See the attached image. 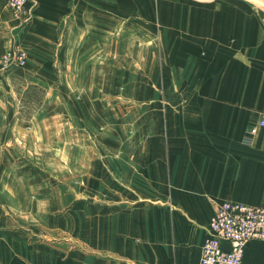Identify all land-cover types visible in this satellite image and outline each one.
<instances>
[{
	"label": "crops",
	"instance_id": "1",
	"mask_svg": "<svg viewBox=\"0 0 264 264\" xmlns=\"http://www.w3.org/2000/svg\"><path fill=\"white\" fill-rule=\"evenodd\" d=\"M13 47L27 60L0 64V147L56 142L78 181L58 209L73 247L4 264H198L220 202L264 207V0H29L18 17L0 0V56ZM10 78L47 89L28 123ZM92 82L108 94L91 101ZM243 263L264 264V240Z\"/></svg>",
	"mask_w": 264,
	"mask_h": 264
},
{
	"label": "rangeland",
	"instance_id": "2",
	"mask_svg": "<svg viewBox=\"0 0 264 264\" xmlns=\"http://www.w3.org/2000/svg\"><path fill=\"white\" fill-rule=\"evenodd\" d=\"M15 48L18 47L12 49ZM25 63L0 64L3 67H22ZM9 82L16 93L12 102L14 106L20 107L18 116L28 123L31 112L44 104L47 89L33 84L25 87V84L21 85L19 80L12 78ZM60 86V79L53 83L51 88L55 91V95L50 96L52 102L46 103L52 105L55 112H60L59 107L63 102ZM89 86V94L86 96L90 97L91 101L94 96L93 91L91 92L93 88L98 95L106 92L108 94V89L105 90L106 92L104 89H99L97 82L89 83ZM46 128L50 130L51 141L60 140L62 134L60 115ZM38 136L39 140L44 137L42 131ZM5 148L8 150L6 154L2 152ZM66 163L62 159L61 146H57L56 142L53 146L50 144L38 146L37 153L28 152V146L0 147V252L34 248L60 250L68 248L67 241L69 246L73 247V242L68 240L67 234L62 231L60 211H58L64 201L73 196L77 197L76 170L68 173ZM63 192L67 194L66 198H63ZM45 205L54 208L53 223L48 222V227L44 224V216L43 219L40 217V213L44 212L41 207ZM4 261V258H0V264H4Z\"/></svg>",
	"mask_w": 264,
	"mask_h": 264
},
{
	"label": "built area",
	"instance_id": "3",
	"mask_svg": "<svg viewBox=\"0 0 264 264\" xmlns=\"http://www.w3.org/2000/svg\"><path fill=\"white\" fill-rule=\"evenodd\" d=\"M13 15L18 17L25 13L29 0H5ZM26 52L15 48L0 56L3 65H23ZM264 127V112L260 114L258 123ZM254 133L256 127H251ZM205 237L200 251L198 264H244V249L249 240H264V207L242 202H220L207 225ZM227 245L224 247L223 245Z\"/></svg>",
	"mask_w": 264,
	"mask_h": 264
}]
</instances>
